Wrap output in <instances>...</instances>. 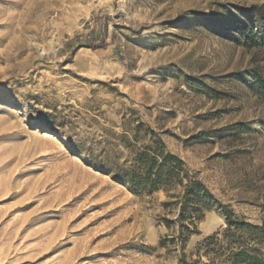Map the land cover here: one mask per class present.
I'll return each instance as SVG.
<instances>
[{"label":"rangeland","instance_id":"1","mask_svg":"<svg viewBox=\"0 0 264 264\" xmlns=\"http://www.w3.org/2000/svg\"><path fill=\"white\" fill-rule=\"evenodd\" d=\"M251 12L264 17V0H0V264H179L226 228L224 211L262 225ZM154 148L183 163L170 194H210L183 251L163 223L174 200L112 177ZM242 234L264 259V238Z\"/></svg>","mask_w":264,"mask_h":264},{"label":"trees","instance_id":"2","mask_svg":"<svg viewBox=\"0 0 264 264\" xmlns=\"http://www.w3.org/2000/svg\"><path fill=\"white\" fill-rule=\"evenodd\" d=\"M251 15L260 17L258 23L264 30V17L259 16L257 12H251ZM237 30L245 42L257 41L252 23L240 22ZM251 79L264 98V81L256 74L252 75ZM185 175L181 160L170 153H163L162 150L154 148L137 152L129 168H121L112 176L115 181L126 185L135 194L149 195L162 190L168 198L174 200L163 205L170 209L178 206L177 217L173 221L164 219L163 223L168 230L171 229L172 224H178V234L170 242L179 241L182 244V251L188 236L194 231L192 227L194 222L200 219L203 209L210 208L208 202L210 194L198 183L188 182L187 185L182 186L180 193L170 194L173 189L182 185V178ZM224 213L227 220L226 228L222 232L206 237L189 256L182 253L179 264H264V259L246 246L242 234L244 230H252L258 238H264V222L261 226H252L233 218L228 211ZM165 243V238L160 241L161 246Z\"/></svg>","mask_w":264,"mask_h":264},{"label":"bare ground","instance_id":"3","mask_svg":"<svg viewBox=\"0 0 264 264\" xmlns=\"http://www.w3.org/2000/svg\"><path fill=\"white\" fill-rule=\"evenodd\" d=\"M36 218V217H35ZM34 219V218H33ZM37 219V218H36Z\"/></svg>","mask_w":264,"mask_h":264}]
</instances>
